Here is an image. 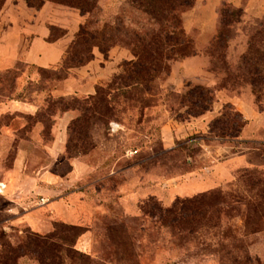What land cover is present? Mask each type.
I'll return each mask as SVG.
<instances>
[{"label": "rangeland", "instance_id": "obj_1", "mask_svg": "<svg viewBox=\"0 0 264 264\" xmlns=\"http://www.w3.org/2000/svg\"><path fill=\"white\" fill-rule=\"evenodd\" d=\"M25 2L7 0L0 18L8 12L19 16L21 7L29 10ZM46 2L57 8L47 12L53 22L76 27L71 12L79 18L82 14L78 9ZM84 16L79 29L83 25L89 29L114 26L121 21L126 28L140 29L148 23V17L128 0H98L97 8ZM225 18L232 20L225 28L237 37L230 42L223 62L211 59L203 49L210 60L204 74L184 76L178 70L172 75L166 69L153 86L184 94L189 84L201 82L215 90L217 101L219 91L224 92L220 99H234L235 104H230L237 112L253 109L255 123L246 132V145L239 139L217 137L209 129H196L192 135H183L172 149H164L159 127L169 120L186 122L196 117L180 121L175 113H169L162 96L148 95L149 90L141 85L123 92L147 97L152 108L142 121L139 109L126 111L122 107L120 117L124 121H117L109 118L107 107L97 100L87 103L72 99L70 105L80 111L73 115L79 117L69 130L66 120L70 115L62 121L56 119L44 136L36 129L19 132L31 120L12 115L13 102L7 96L13 91V79L26 64L17 61L13 67L17 70H0V184L4 186L0 189V264H250L244 248L264 264V78L254 88L248 81L234 84L233 78L218 75L237 60L251 38L259 50H264V0H195L183 13L182 23L197 47L203 41L202 34L214 28L216 35ZM7 26L4 20L2 27ZM63 32L61 27L52 26L49 41L62 37ZM18 33L13 53L19 55L31 43L28 34ZM90 48L82 44L59 61L53 55L39 60L41 67L45 65L40 75L52 81L54 96H88L99 85L106 93L110 84L120 83L119 78L127 76L123 73L113 78L121 58L132 57L123 42L117 40L108 60L100 55L88 62ZM4 60L15 61V57ZM2 62L0 67L5 66L6 61ZM24 71L26 81L39 77L33 66ZM168 78H184L181 91L171 89ZM96 107L102 115L94 113ZM174 110L187 117L180 105ZM55 139L62 151L52 159L48 147ZM20 149H25L27 156L16 171L14 159ZM237 155L252 158L246 162L248 168H230L231 173L216 181H211L216 171H200L210 161L223 162ZM210 190L213 193L202 198V210L196 215L167 210L177 198ZM62 199L64 203H60ZM218 202L222 203L212 206ZM61 207L73 216H60ZM175 216L178 220L174 221Z\"/></svg>", "mask_w": 264, "mask_h": 264}, {"label": "trees", "instance_id": "obj_2", "mask_svg": "<svg viewBox=\"0 0 264 264\" xmlns=\"http://www.w3.org/2000/svg\"><path fill=\"white\" fill-rule=\"evenodd\" d=\"M6 1L0 0V12ZM41 1L34 3L32 0H26V3L31 8L40 9L46 1H52L78 9L82 15L94 11L98 4V0ZM128 3L148 17V23L145 27H141L140 29L126 28L123 21L114 26L107 24L96 29H89L83 25L76 32L74 40L67 51V56H69L75 47L87 44L91 46L88 62L94 59L93 51L95 48L98 49L104 59L108 60L110 52L117 44V40H120L129 47L132 57L130 59L123 58L119 61L117 72H115L113 78L120 77L123 73L127 74V76L119 78L120 83L116 84L114 82V84H110L111 90L106 93L100 91L101 85H99L95 87V93L88 96H54L52 95V81L42 78L40 75L41 70L45 69L34 67L39 77L26 81L22 75L25 74L24 70L28 71L32 66L28 67L25 65V69L21 74H17L13 79L14 88L7 98L9 101L33 103L38 107V110L34 115L13 112L12 115L31 120L28 123L29 126L26 127L24 125L19 132L25 133L36 129L40 136H44L47 132H50L58 116L67 112H73L75 115L78 114L79 108L72 107L69 103V100L72 99L83 100L87 103L97 100V104H104L107 107L109 118L117 121H124L120 117L122 115L120 113L123 111L122 107H125L126 109L124 110L126 111L129 109L130 111L131 109H139L142 121L146 116V111L152 108L147 104V97L145 94H142L136 98L128 96L126 91L123 92L125 89L128 90L137 85L144 86L146 90H149L147 93L150 96H162L165 105L170 107L169 113H175V116L179 117L180 121H184L190 117H200L207 112L213 111L214 104L217 102L215 90L201 82L195 85L189 84L187 86L188 90L184 94L153 86V81L166 69L171 73V61H184L200 54L198 48L186 33L182 23L183 13L188 8L193 7L195 0H128ZM226 25L230 27L232 20L228 21L225 18L223 22L221 21L217 34L204 48L207 56L219 62H223L230 42L237 37V33L234 36L230 34V30L225 28ZM257 46L254 38H251L247 43L246 49L238 56L237 60L232 64L224 66L218 75L223 76V78H233L234 84L240 81H248L249 85L258 88V85L262 82L261 78H264V50H259ZM124 65L129 66V70H124ZM70 67H67V72H69ZM12 70L17 69L10 68L8 72ZM249 78L250 80H248ZM115 85L116 87H114ZM154 91L155 93H153ZM251 104L253 107L256 106L255 101L251 102ZM126 105L129 106L126 107ZM175 105H180L181 108L186 109L184 112L187 114L186 118H182L181 110L178 112L174 110ZM96 112L102 115L100 108H97L96 111L94 110V113ZM78 117L76 116L70 121L68 130ZM246 123L242 114L237 112L233 105L229 103L210 122L209 132L217 134V137L221 135L226 140H237L243 135ZM2 126L0 123V129ZM5 126L8 127L9 123L5 124ZM162 126L159 127L160 133ZM199 148L201 151V146ZM262 157L264 159V155ZM220 191L222 190L220 189ZM212 193V190H210L185 199L177 198L173 202L172 207L167 208V210L180 212V214L192 213L196 215V213L202 210V206L200 205L203 202L202 198H208L209 194ZM221 203H214L212 206H218ZM173 219L174 221L178 220V217L175 216ZM187 220L188 222H195L194 220ZM33 241L36 242L37 240ZM242 252H246L248 255L247 258L250 264H261L259 263L260 259L250 256L246 248Z\"/></svg>", "mask_w": 264, "mask_h": 264}, {"label": "crops", "instance_id": "obj_3", "mask_svg": "<svg viewBox=\"0 0 264 264\" xmlns=\"http://www.w3.org/2000/svg\"><path fill=\"white\" fill-rule=\"evenodd\" d=\"M20 4L18 5L19 8ZM54 8H56V6H53V4L46 2L39 10H33L31 8H29V10H24L21 7L20 14H18L19 16L14 13L8 12L0 18V27L4 26V20L8 23L7 28L5 29V27H2V32L0 33V62L3 63L2 61H6L4 62L5 66L0 67V70H7L15 67V65L18 63L17 61H22V63H25L28 67L33 66L37 68H43L45 65H42L41 67V64L39 63L40 59H47L48 57H52L53 55L55 57L57 56L56 58L59 61L62 59V56L64 54H67V51L74 40L75 34L79 30V25L82 24L85 16L80 14L81 16L78 18L75 12H71L74 18L76 19V27L74 28L69 24L59 25L58 23L53 22L50 16L47 14L48 11L53 10ZM56 25L61 27L65 33L62 37L53 41H49V38L51 37V28L52 26ZM72 28H74V31L72 30ZM19 31H21V35H24V33L29 35V41L31 44L29 47H27L26 50H23L18 55L13 53V49L14 42L17 35H19ZM214 35V28H211V30L207 34H202L203 41L201 40L200 43L197 45L200 54L184 61H175L171 65L172 75L175 73V71L178 70H181L182 75L184 76H201L202 74H204L208 70L210 60L209 57L205 56L202 53V50L210 43ZM93 53L94 59L101 55L99 52L97 53L96 50H94ZM14 57L15 61L4 60L6 58L11 59ZM130 58L131 57H124V59ZM122 59L123 58H121V60ZM33 64L40 65L38 67ZM47 66L51 67L50 64H48ZM24 75H26V73ZM30 79L31 78H27V80ZM183 79L184 78H168L170 88L176 91H181L179 88H182L183 86ZM223 93L224 92L222 91L218 92L219 102L217 101L215 103L213 111L207 112L206 114L200 117L187 120L186 122H177L172 120L166 122L161 128L163 148L166 150L172 149L175 142L181 139L183 135H192V133H196V129H204V131H207L209 129L210 122L213 120L214 117H216L220 113V110L224 103L235 104L234 99H229L226 101L220 99L219 95H222ZM10 102H13V110H11L13 112H19L26 115H34L38 110V107L33 103L22 101ZM216 105L219 106V108H217ZM254 113L255 111L253 109L249 111H242L244 119L247 123L243 135L239 138V141H242L241 144H243V142L249 141V139L245 137L247 136L246 132H248V128L252 127L255 123L252 121L255 115ZM73 115V112H67L58 116V118L56 119L62 121L66 119V116H69L70 118L66 120L68 126L70 121L73 119ZM58 146V141L57 139H55L52 141V145L48 147V153L50 154V157H52V159L58 154V152L62 151V149L58 150ZM206 146L211 147V145ZM26 156L27 151L25 149H20L16 155V158L14 159V167L16 171H18V169L20 168V164L24 162ZM251 159L252 158H249L248 156L244 157L243 155L226 157L223 162H220L218 160L210 161L211 164L205 165L200 169V171H203L206 174H210L213 170L216 171L215 176L213 175V177H211V181H216L215 179L217 177H223L225 176V173H231L232 171L230 170V168L237 170L240 168H248L249 166L246 165V162H248V160L251 161ZM45 173H48V171L44 172V174ZM209 178L210 177H208V179ZM137 192L138 191H136L135 194H137ZM61 201L62 202L60 203H64L63 199ZM71 209L73 210L74 208L71 207ZM68 214H71V216H73V212L65 213L64 209H62L61 207L60 216L68 218Z\"/></svg>", "mask_w": 264, "mask_h": 264}, {"label": "bare ground", "instance_id": "obj_4", "mask_svg": "<svg viewBox=\"0 0 264 264\" xmlns=\"http://www.w3.org/2000/svg\"><path fill=\"white\" fill-rule=\"evenodd\" d=\"M1 186V185H0ZM4 188V186L3 187H0V189H3Z\"/></svg>", "mask_w": 264, "mask_h": 264}, {"label": "built area", "instance_id": "obj_5", "mask_svg": "<svg viewBox=\"0 0 264 264\" xmlns=\"http://www.w3.org/2000/svg\"><path fill=\"white\" fill-rule=\"evenodd\" d=\"M0 185H3V184H0ZM2 187V186H1ZM45 203V202H44Z\"/></svg>", "mask_w": 264, "mask_h": 264}, {"label": "water", "instance_id": "obj_6", "mask_svg": "<svg viewBox=\"0 0 264 264\" xmlns=\"http://www.w3.org/2000/svg\"><path fill=\"white\" fill-rule=\"evenodd\" d=\"M1 187V186H0Z\"/></svg>", "mask_w": 264, "mask_h": 264}]
</instances>
